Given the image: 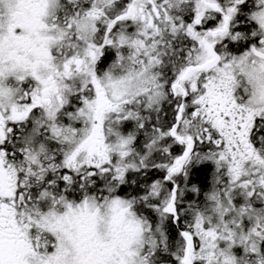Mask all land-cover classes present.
<instances>
[{
	"label": "snow or ice",
	"instance_id": "obj_1",
	"mask_svg": "<svg viewBox=\"0 0 264 264\" xmlns=\"http://www.w3.org/2000/svg\"><path fill=\"white\" fill-rule=\"evenodd\" d=\"M0 264H264V0H0Z\"/></svg>",
	"mask_w": 264,
	"mask_h": 264
},
{
	"label": "trees",
	"instance_id": "obj_2",
	"mask_svg": "<svg viewBox=\"0 0 264 264\" xmlns=\"http://www.w3.org/2000/svg\"><path fill=\"white\" fill-rule=\"evenodd\" d=\"M198 179H199L201 182H203V181H204V176H203V175H200V176L198 177Z\"/></svg>",
	"mask_w": 264,
	"mask_h": 264
}]
</instances>
